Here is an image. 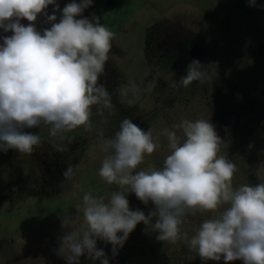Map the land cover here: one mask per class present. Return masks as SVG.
<instances>
[{
    "label": "rangeland",
    "instance_id": "obj_1",
    "mask_svg": "<svg viewBox=\"0 0 264 264\" xmlns=\"http://www.w3.org/2000/svg\"><path fill=\"white\" fill-rule=\"evenodd\" d=\"M56 2L59 11L49 5L45 12H55L58 22L73 0ZM93 16L116 34L98 80L111 94L115 113L105 110L100 116L94 108L93 131L81 127L67 133L64 152L48 143V126L23 129L45 138L30 156L14 149L0 151V264H67L57 254L60 237L68 231L62 219L77 215L76 206L86 192L108 198L118 190L98 175L105 155L100 144L115 135L124 118L145 131L151 128L154 136L184 119H209L227 144L221 154L237 166L233 186L264 182V0L254 5L251 0H93L78 18ZM34 23L41 32L51 27L43 13ZM11 35L0 29V44ZM193 60L201 63L206 80L179 85ZM153 79L157 86L144 92ZM129 81L141 88L138 97L120 93V86ZM159 142L139 169L163 166L169 154L167 138L160 135ZM70 165L78 168L66 179ZM127 199L132 210L147 215L155 209L135 194ZM212 215H189L182 231L193 235ZM157 235L151 225L139 223L115 256L110 243L97 240L96 246L109 264H224L223 259L204 261L183 241L161 242ZM80 264L100 261L85 254Z\"/></svg>",
    "mask_w": 264,
    "mask_h": 264
},
{
    "label": "clouds",
    "instance_id": "obj_2",
    "mask_svg": "<svg viewBox=\"0 0 264 264\" xmlns=\"http://www.w3.org/2000/svg\"><path fill=\"white\" fill-rule=\"evenodd\" d=\"M92 3L73 0L57 22L55 12H45L49 5L59 11L56 0H0V29L12 32L0 44V151L14 149L30 156L45 138L23 129L48 126V143L64 152L67 133L81 127L93 131L94 108L100 116L105 110L115 113L111 94L98 80L116 34L99 17L78 18ZM42 13L51 27L41 32L34 22ZM22 19L29 23L25 26ZM206 78L201 63L193 60L178 84L187 87ZM156 86L153 79L143 91ZM119 91L138 97L142 90L129 81ZM160 135L167 138L169 148L163 166L139 169L145 156L160 147ZM223 147L227 144L209 119H184L154 136L151 128L145 131L124 118L115 135L100 144L105 155L98 175L118 190L108 198L91 192L82 196L77 215L62 219V228L68 231L60 237L57 254L67 264H80L85 254L109 264L97 240L110 243L115 256L136 226L144 223L158 233V241H183L204 261L264 264V182L234 187L237 166L221 154ZM75 168L68 167L66 179ZM129 193L155 209L147 215L130 209ZM205 212L213 215L193 235L182 231L186 217Z\"/></svg>",
    "mask_w": 264,
    "mask_h": 264
},
{
    "label": "trees",
    "instance_id": "obj_3",
    "mask_svg": "<svg viewBox=\"0 0 264 264\" xmlns=\"http://www.w3.org/2000/svg\"><path fill=\"white\" fill-rule=\"evenodd\" d=\"M262 45L264 46V42L262 43Z\"/></svg>",
    "mask_w": 264,
    "mask_h": 264
}]
</instances>
